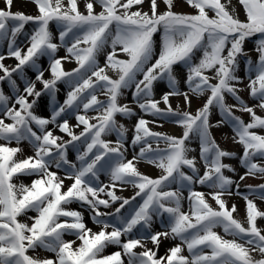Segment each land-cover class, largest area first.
<instances>
[{
    "label": "snow or ice",
    "instance_id": "1",
    "mask_svg": "<svg viewBox=\"0 0 264 264\" xmlns=\"http://www.w3.org/2000/svg\"><path fill=\"white\" fill-rule=\"evenodd\" d=\"M186 2L197 10L196 14L174 12L173 0H163L166 5L163 12H158V0H150L149 11L138 7L144 0H85L86 14L79 10L77 0H68L67 6L64 0H34L38 14L33 16L11 11L13 0H4L5 8L0 9V42L7 41V57L15 58L18 63L15 67L5 66L6 57L0 54V72L3 73L0 81L7 80L14 92V103L9 106L12 98L0 90V113L3 116L0 118V140L9 144L27 140L35 155L17 161L14 157L22 149L0 144V264H124L120 251L101 256L109 245L123 250L128 257L127 264H264V233L256 225L257 217H264V212L258 211L253 201L244 196L248 226L233 218L235 205L229 210L222 197L231 194L234 181L222 170L234 169L223 164L222 158L234 154L220 149L210 132L213 126L229 124L238 143L243 145L241 164L247 168L248 174H264V167L252 162L253 157H264V135L253 131L264 129V117L257 115L254 108L247 106L238 95L240 90L236 84L241 81L235 74L239 67L238 58L247 56L245 41L260 34L256 42L258 60L253 62L249 57L245 63L250 95L259 101L258 107L264 109V0H239L246 13L244 21L234 14V8L230 12L221 0ZM97 4L101 9L99 12L95 11ZM134 7L135 11L132 10ZM209 11L214 15L210 16ZM29 22L35 28L24 50L18 46L17 37L23 34ZM50 22L57 26L59 44L53 42ZM160 31V50L153 62L156 55L154 35ZM109 44L111 51L106 57V67L118 72L117 79L110 78L105 68L97 63V56ZM61 46L66 47L68 55L58 58L56 53ZM118 47L128 59L116 58ZM196 52H202V57L198 63H193ZM41 57H48V69L38 63ZM70 58L75 59L78 67L65 71L62 62ZM181 62L187 67L186 83L191 92L198 95L210 93L195 115L173 110L169 104V97L175 95L183 96L185 104L190 105L188 93L178 90V80L173 74V66ZM26 66L35 71V80L25 79ZM207 70H214V76L205 75ZM45 71H50V79L44 78ZM14 73L25 81L23 94L13 79ZM138 76L142 78L137 79ZM162 79L168 81L171 89L161 98L166 110L159 107L161 100L153 99V84ZM212 79L217 82L211 83ZM37 82L42 84V89L37 90ZM58 82L70 88L63 104L56 99ZM132 87L135 89L133 99L141 110L154 116L174 118L184 131L180 137L151 132L148 121L140 118L132 140L134 146L141 144L138 157L125 162L121 151L125 129L123 125L117 127L114 117L117 113L134 114L128 105L118 104L122 90ZM98 88L108 97L106 102L98 99ZM225 93L234 97L240 111L250 114L251 122L245 123L233 114L236 106L225 103ZM44 95L50 97V119L34 112ZM29 97L33 99L29 100ZM81 105L85 111L94 108L102 109V113L94 118L98 121L95 124L90 123L85 115H76L77 126H84L77 135L69 126L66 113L69 109L78 110ZM212 107L218 108L222 117L216 125L209 121ZM5 118L12 122L6 123ZM58 118L63 122H58ZM49 124H55L70 140L62 141L53 131L47 130ZM33 125L39 133L33 130ZM113 131L117 132L118 140L115 147H110V142L101 137ZM190 134L200 141V155L207 169L203 176L197 175L195 158L187 155L192 151L186 146ZM148 137L157 142L163 140L167 148L152 149ZM82 138L86 150L78 155L80 167L77 168L67 158V146ZM138 158L149 159L165 174L153 179L140 173L134 164ZM53 163L57 168L69 166L65 178L73 183L66 191H62L64 178L49 170ZM183 166L190 168L193 175L181 171ZM102 170L107 171L111 182L99 186ZM18 173L39 178L30 186L16 185L12 181ZM240 179L243 180L244 176ZM177 180L182 187L189 188L188 212L181 210L178 191L164 190ZM196 182L215 189L211 196L219 210L207 202L204 193L191 190ZM117 183L131 184L138 191L130 199L119 197L115 193ZM236 189L239 195L238 184ZM259 193L260 199H264V184L259 185ZM101 194L107 199L100 198ZM136 197H141L142 203L129 215H122L121 210L131 205ZM74 200L88 206L91 219L102 225L101 230L93 232L88 228L82 212L67 210L66 206ZM117 201L122 202L114 213L99 210L100 206L107 208ZM29 211L37 213L28 217L31 224L17 219ZM165 214L167 222L162 221L161 226L166 230L154 231V217L162 218ZM106 216H112L114 222L103 219ZM61 217L70 219L62 221ZM138 226L140 232L134 235ZM218 226L233 239H225L215 232ZM66 234L74 235L81 242L79 246L73 247L76 240L66 241ZM121 237L128 239L124 241ZM162 238L178 239L180 243L168 248L164 255H158ZM149 242L154 247H148ZM182 245H186L189 256L183 255ZM37 248L54 253V258L42 259L27 254L30 249L35 251ZM137 248L142 250L134 251ZM253 252H258L262 258L255 259Z\"/></svg>",
    "mask_w": 264,
    "mask_h": 264
},
{
    "label": "rangeland",
    "instance_id": "2",
    "mask_svg": "<svg viewBox=\"0 0 264 264\" xmlns=\"http://www.w3.org/2000/svg\"><path fill=\"white\" fill-rule=\"evenodd\" d=\"M68 0H64V5L67 6ZM78 8L81 12H85V0H77ZM221 3L225 4L227 9L231 12L232 9H235V15L238 16V18L241 21L246 20V13L243 8V6L239 3V0H221ZM142 7L144 11H149L150 9V0H144L143 5L138 6ZM5 8L4 0H0V9ZM101 9L99 5H95V11L99 12ZM133 11L136 10V7L132 9ZM166 10V5L163 3V0H158V12H163ZM172 10L177 13H184V14H196V9L190 7L186 0H173V8ZM11 11L16 12L20 11L27 15H37L38 9L36 4L34 3V0H13V4L11 6ZM209 15L213 16L214 13L209 11ZM35 25L32 22H29L25 25L23 34L19 35L17 37V44L21 49L26 50V46L28 45V37L32 34L34 31ZM50 31L53 33L55 43L59 42V33L57 26L55 22H50L49 25ZM161 36L162 31L156 33L154 35V42H155V53L156 55L153 58V62L155 58L158 57L159 50H160V44H161ZM260 39V34H256L253 37L248 38L244 43V51L247 53L246 57H239V67L236 70V75L240 77V83L236 84V87L239 88L238 95L241 97V99L245 102V104L249 107H253L256 114L264 117V109H261L258 107L259 101L255 98H253L250 95V89L248 88L249 84V73L247 71L246 66V59L251 58L253 62H256L258 60V52L256 51L257 47V41ZM70 46V45H69ZM81 47H86V45H81ZM111 51L110 44L106 46V48L97 56V63L99 67L105 68V73L112 79L118 78V72L113 70L110 67H106V57L107 54ZM0 54L5 55L6 59L3 61L5 66L8 67H15V65L18 63L15 58L13 57H7V41L0 42ZM226 55V50L225 53ZM68 53L66 51L65 46H61L56 56L59 57H65ZM202 57V52H196L195 57L193 59V63H198L199 59ZM117 59H128L126 54L119 51V47L117 48ZM38 63L42 66L43 69H48L49 66V59L48 57H41ZM63 68L65 71H71L74 68L78 67V64L76 63L74 58H70L69 60L63 61ZM173 74L176 76L178 80L177 88L180 92L184 93L187 92L190 97V105H186L184 102L183 96H170L169 97V104L173 108V110H179V111H189L193 115H195L196 111L203 107L204 103L206 102V99L208 95H210L209 92H205L203 95H198L188 88V85L186 83L187 80V67L181 62L177 65L173 66ZM215 74L214 70H207L205 72V75H208L209 77H213ZM0 75H3L2 72H0ZM35 71L31 69L30 67L24 68V77L27 80H35ZM255 74H252V77L254 78ZM45 79H50V71H45L44 73ZM142 76H138L137 79H141ZM13 79L16 80L17 86L20 90V93L23 94L24 84L25 81L20 78V76L16 73L13 74ZM93 80H95V77H93ZM217 81L215 79L211 80V83H216ZM37 90L42 89V84L39 82L36 83ZM58 92L56 95V99L59 104H63L64 100L67 98V93L70 91V88L67 84L63 82L57 83ZM0 90H3L4 94L6 96L11 97L9 101V106H12L14 103V92L11 87V85L8 83L7 80L0 81ZM134 87L129 89L122 90V95L118 97V104L120 105H128L133 110V115L125 116L123 114L117 113L115 115V120L117 127L120 125H123L125 129V136L123 138V148L121 151L123 152L124 160L127 162L128 160H133L134 157H138L139 150L141 147V144L133 145L132 140L135 136V130L134 127L137 123V121L140 118L145 119L148 121L147 127L151 132L156 133H162L169 136H176L180 137L183 134L184 129L179 126L177 123L174 122V118L169 117H160V116H154L150 113H145L143 110L139 108L138 103L133 99V92ZM91 91V90H88ZM171 91V89L168 86V81L166 79L157 80L153 84V99L155 100H161L163 94L165 92ZM96 95L98 99L102 102H106L108 97L98 88L96 90ZM33 99L32 97H29V100ZM225 103L230 106H236L233 108V114L235 116L240 117L245 123L251 122V116L249 113L240 111L238 102L232 97L230 94L225 93ZM18 107V106H17ZM159 107L161 109L167 108L165 104H163L162 100L159 104ZM211 115L209 117L210 124L216 125L218 121L222 119L220 116L219 109L216 107H212L210 109ZM34 112L36 115L44 117V118H51V103H50V97L47 95L42 96L39 101L37 102ZM101 110H95L94 108H90L87 111H85L82 107L78 110L69 109L66 113V118L68 119L69 126L72 128L73 132L77 135L80 134L81 131H83L84 126L78 125V122L76 120V115H85L87 118H89L90 123H97L98 121L94 119L95 117H98L101 115ZM0 118H3L2 113H0ZM6 123H11L12 121L5 118ZM58 122H63L60 118H58ZM33 130L37 131L39 133L38 128H36L35 125H33ZM47 130L53 131V134L55 136L61 137L62 141H68L70 140V137L59 130V128L55 124H49L47 125ZM253 131H256L260 135H264V129L257 128L253 129ZM211 135L213 139L216 141V143L219 145L220 149L228 151L230 153H233L234 155L231 157H224L222 158V163L225 165L231 166L234 171H229L227 168L223 169V174L230 179L234 181L233 185L230 188L231 194H225L222 198L226 201V205L229 210H231L232 206L235 205L236 211L233 212V218L241 222L245 227H247V219H246V207L247 202L244 199V196H247L248 199L252 200L253 203L256 205V208L260 212H264V199H260V193H259V185L264 184V174L262 173H255L248 174V170L246 167H244L241 164V157L243 156V145L238 143V138L235 137V133L232 130V127L227 124H220L219 126H213L210 128ZM103 140L110 142V147H115L116 142L118 140L117 132L113 131L111 133H108L106 135H102L101 137ZM149 143L152 145V149H166L167 144L161 140L157 142L155 139L148 137L147 138ZM61 142V141H58ZM0 144L6 145L8 147H19L22 149L21 152H18L16 156L14 157L15 160L19 161L22 159H25L30 156L35 155V150L33 146L27 141H21L19 144H17L15 141H12L10 144L7 141L0 140ZM186 146L192 149V151L188 152V158H195V165L198 170L197 175L203 176L205 171L207 170L205 167V163L200 155V141L198 137H196L194 134H190V137L188 141H186ZM86 150V144L83 143V138L81 141L73 142L72 144H68L67 146V158L71 164H75L77 168L80 167V161L77 159L78 155H81ZM95 152V149L93 150ZM91 155V154H90ZM107 159V158H106ZM253 163H256L257 165L264 167V157H253ZM101 163H104L102 161ZM135 167L137 170L147 175L153 179L159 178L160 176L164 175L162 169L158 168L155 164L149 162V159L147 158H138L134 160ZM68 165H62L60 168H57L55 166V163H53L50 167V171L56 172L57 176L60 178H64V186L62 188V191H66L67 188L73 183L71 179L65 178L68 175ZM181 171H183L186 175H193L190 168L187 166H183L181 168ZM244 176V179L241 180L240 177ZM39 177L37 175L32 174H21L18 173L13 176V183L16 185H20L21 183L24 185H31L32 181L35 179H38ZM195 178V177H194ZM110 177L107 173V171L102 170L99 173V182L98 185H107L110 184ZM239 185V195L237 193L236 185ZM251 189H254L256 191H251ZM166 191H178L179 195L181 196V210L184 212L189 211V188L188 187H182L180 182L177 180V182L172 183L168 188L164 189ZM192 191L201 192L205 194V199L207 202L216 210H219V206L216 204L215 200L212 199L211 193L215 191V189L208 187L207 185H202L198 182L193 183L191 186ZM138 191L133 185L131 184H125L120 185L117 183V187L115 188V193L117 196L122 198H131L135 195V192ZM100 198L107 199L106 196L103 194L100 195ZM122 201H117L115 203H112L110 207H103L100 206V211L104 213H114L115 209L119 207V204ZM140 203H142L141 197H136V200L132 201L131 205H126L124 209L121 210L122 215H129V213L132 212V210L138 206ZM67 210H75L80 211L83 213L84 217V223L86 226L93 230V232H98L101 230L102 225L96 224L92 219V213L89 210L88 206L80 201L74 200L71 204L66 206ZM37 213L35 211H29L26 215H21L17 219L21 222H27L29 224L32 223L31 220L28 219V217H34ZM62 221L64 219H70V218H60ZM108 222H114L112 216H106L103 217ZM162 221L164 223L167 222V215L165 214L162 218H155L154 217V223L152 225V228L154 231H165L166 229L161 226ZM256 225L259 229L262 230V233H264V217H257ZM108 231H111L109 228ZM215 232H217L220 236H222L225 239H233V237L228 236L224 233L222 227H217L214 229ZM140 232L139 226L137 229H134V235H138ZM64 239L66 241L76 240V244L73 247L79 246L81 243L79 240L76 239L74 235L66 234L64 236ZM122 240L126 241L128 237H121ZM243 243V241H240ZM180 243V241L173 240V239H161V244L159 248L158 255H164L168 248L171 246H174L176 244ZM148 247L152 248L154 247L150 242L148 243ZM184 248L183 255L189 256V253L187 251L186 245H182ZM142 249L137 248L134 249V251L139 252ZM117 251L121 252V259L124 261V264H127L128 257L123 254V250L116 245H109L107 246L104 251L101 253V256L111 255ZM206 252H210V249H205ZM30 256H38L39 258H54V253H50L42 248H37L35 251L29 250L27 253ZM253 257L255 259L262 258L258 252L252 253Z\"/></svg>",
    "mask_w": 264,
    "mask_h": 264
}]
</instances>
